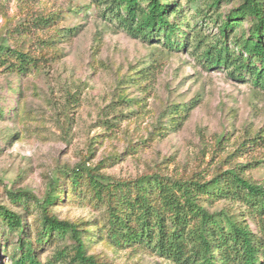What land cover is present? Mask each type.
<instances>
[{"label":"rangeland","instance_id":"obj_1","mask_svg":"<svg viewBox=\"0 0 264 264\" xmlns=\"http://www.w3.org/2000/svg\"><path fill=\"white\" fill-rule=\"evenodd\" d=\"M176 1L189 26L183 28L187 37H172L178 48L173 50L161 37L129 35L109 16L105 2L0 0V43L48 51L33 72L0 74V204L34 226L36 215L12 202L9 192L26 189L42 199L50 177L58 175L65 188L53 213L86 228L88 253L111 264L168 263L109 243L101 228L102 208L83 192L69 196L63 176L71 167L134 179L198 170L212 176L241 164L244 176L264 184V142L241 144L264 129V88L247 75L242 80L221 67L204 68L190 42L193 27L215 35L216 19L238 0ZM39 16H52L49 26H41ZM178 108L188 112L176 126L171 116ZM226 205L221 200L210 210ZM15 240L0 228V264H12ZM63 244L44 246L41 258Z\"/></svg>","mask_w":264,"mask_h":264},{"label":"trees","instance_id":"obj_2","mask_svg":"<svg viewBox=\"0 0 264 264\" xmlns=\"http://www.w3.org/2000/svg\"><path fill=\"white\" fill-rule=\"evenodd\" d=\"M98 2L108 3L109 16L133 37L143 40L161 37L162 44L173 50L178 49L173 36L184 33L187 37L183 28L189 22L182 14L183 6L176 0ZM50 18L39 16L37 21L47 27ZM215 23L217 32L211 36L200 28H191V48L202 66L224 68L232 78L243 80L247 75L264 88V0H238L236 7ZM184 40L187 45L189 41ZM47 52L0 43V74L33 72L42 67ZM187 112V108H178L171 116L174 125H179ZM246 140L255 146L263 143L264 129L241 143L251 146L244 144ZM245 166L238 164L230 170H218L212 176L198 170L174 177L151 172L134 179H116L104 175L97 167L79 164L71 167L63 178L69 184L70 197L83 192L88 195V202L102 208L101 228L106 240L119 249L147 251L168 264H264V184L244 176ZM60 180L58 175L50 177L42 199L26 189L9 192L12 202L36 215L34 226L26 222L23 214L0 204V228L7 236L16 235L10 261L111 264L105 257L88 253L86 228L79 222L59 219L53 213L52 207L62 200L65 188ZM221 200L226 201V207L211 211ZM52 243L64 244L42 259L41 250Z\"/></svg>","mask_w":264,"mask_h":264}]
</instances>
